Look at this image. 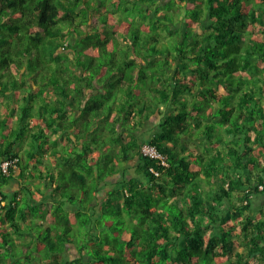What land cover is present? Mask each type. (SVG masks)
<instances>
[{"label": "trees", "instance_id": "obj_1", "mask_svg": "<svg viewBox=\"0 0 264 264\" xmlns=\"http://www.w3.org/2000/svg\"><path fill=\"white\" fill-rule=\"evenodd\" d=\"M8 158L0 264H264V0H0Z\"/></svg>", "mask_w": 264, "mask_h": 264}, {"label": "built area", "instance_id": "obj_2", "mask_svg": "<svg viewBox=\"0 0 264 264\" xmlns=\"http://www.w3.org/2000/svg\"><path fill=\"white\" fill-rule=\"evenodd\" d=\"M141 152L143 154V156L148 157V158H153V159H158L160 160L162 165H165V156L154 146V145H150V144H145L141 147ZM16 161L17 158H8V159H3L0 162V170L1 172L6 175V176H10L11 173H14L17 171V165H16ZM150 170L152 172L155 173V175H158L157 172L153 171L152 168H150ZM259 189H262L263 186L259 185L258 186ZM1 204L4 203V201L0 202Z\"/></svg>", "mask_w": 264, "mask_h": 264}, {"label": "rangeland", "instance_id": "obj_3", "mask_svg": "<svg viewBox=\"0 0 264 264\" xmlns=\"http://www.w3.org/2000/svg\"><path fill=\"white\" fill-rule=\"evenodd\" d=\"M220 90H222V88H220ZM157 121H158V115H154L153 117H151V120H149L147 122L146 127L142 131H145V132L149 131L148 133H150L151 131L152 132L155 131L156 130V125L155 124H156ZM128 173L130 174V171H128ZM6 188H8V187H6ZM8 190L11 191L10 189H8ZM39 196H40V193L39 192H35V197L38 198ZM258 199H259V196L256 195V198L254 200L258 201ZM254 204H255V201H254ZM262 204H263V202H262ZM48 207H49V203H45V204L42 205V209H41L42 214L46 213V210H47ZM70 222H71V225L75 224V218L73 216L70 217ZM85 232H86L85 228H82V227H78V229L75 231V233L80 235L81 238L84 237ZM81 243L82 242L78 241L77 245H81ZM68 254L72 255V256L77 255L76 249L73 246H70Z\"/></svg>", "mask_w": 264, "mask_h": 264}, {"label": "crops", "instance_id": "obj_4", "mask_svg": "<svg viewBox=\"0 0 264 264\" xmlns=\"http://www.w3.org/2000/svg\"><path fill=\"white\" fill-rule=\"evenodd\" d=\"M132 171H133V168L130 169V172H132ZM17 186H18L17 181L12 180V181L9 182L8 186H6V187H8L6 189L7 190L8 189H10V190H17ZM263 201L264 200L262 199V197L259 196L258 202H261V204H262Z\"/></svg>", "mask_w": 264, "mask_h": 264}, {"label": "clouds", "instance_id": "obj_5", "mask_svg": "<svg viewBox=\"0 0 264 264\" xmlns=\"http://www.w3.org/2000/svg\"><path fill=\"white\" fill-rule=\"evenodd\" d=\"M143 145H145V144H143ZM143 145H142V146H143ZM142 146H141V147H142ZM162 154H163V153H162ZM259 185H261V184H259ZM259 185H258V186H259ZM258 189H259V188H258Z\"/></svg>", "mask_w": 264, "mask_h": 264}]
</instances>
